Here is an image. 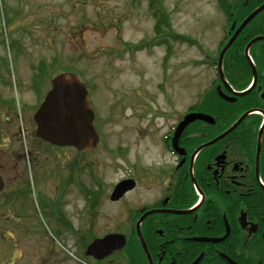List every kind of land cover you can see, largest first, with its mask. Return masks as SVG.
<instances>
[{
	"label": "rangeland",
	"instance_id": "1",
	"mask_svg": "<svg viewBox=\"0 0 264 264\" xmlns=\"http://www.w3.org/2000/svg\"><path fill=\"white\" fill-rule=\"evenodd\" d=\"M235 1L0 0V117L6 109L19 110L21 118L9 113V133L21 134L33 157L48 156L57 174L47 184L35 179L38 198L24 203V229L31 227L41 241L53 235L38 188L62 189L71 180L66 201L74 223L81 224L89 211V221L99 226L114 213L117 204L111 206L109 197L118 182L147 179L117 205L121 211L149 190V161L158 156L155 143L149 153V141L161 139L217 76L204 61L218 58L229 32L225 12ZM66 72L87 83L95 111L100 142L84 155L36 145L34 113L51 79ZM14 97L17 106L11 108ZM0 162L7 165L6 159ZM131 213L122 216V227ZM23 248L0 235V264H17L12 256ZM18 258L29 264L31 257Z\"/></svg>",
	"mask_w": 264,
	"mask_h": 264
},
{
	"label": "flooded vegetation",
	"instance_id": "2",
	"mask_svg": "<svg viewBox=\"0 0 264 264\" xmlns=\"http://www.w3.org/2000/svg\"><path fill=\"white\" fill-rule=\"evenodd\" d=\"M251 54L257 77L254 81L250 66L244 77L243 90L251 88L246 96L221 107L212 98L208 107L202 104L189 111L213 116L212 111L219 109L227 120L239 111L236 120L230 125L197 120L186 127L176 145L179 117L170 128L166 126L161 139L149 141V153L154 143L158 148V156L149 161V190L144 189L122 211L123 205H117L147 179L134 177L133 190L117 201L109 197L111 206L117 204L108 217L109 224L94 225L89 221V211L81 224L74 223L66 201L72 194L71 180L62 189L38 188L53 228V235L45 241L31 227L23 228L27 214L24 203L33 201L35 195L38 198L36 189L30 194L26 187L27 165L31 168L27 163H33L39 171L35 179L38 177L44 184L57 174L51 171L48 156L42 161L33 157L29 143L24 147L21 134L15 130L9 133L14 125L9 113L14 111L6 109L3 119L0 117V145H4L0 147V158L7 160V165L0 162L4 182L0 191V235L24 247L18 249L17 257L12 256L17 258L16 263L24 254L31 257L29 264H264V42L253 46ZM221 90L231 96L225 87L221 86ZM18 113L19 110L14 113L15 119L22 117ZM243 114L247 117L235 130L214 142ZM149 126H153L150 121ZM39 142L46 151L74 152L73 148H59L41 139L36 145ZM82 196L89 198L85 191ZM130 211L122 227V216ZM107 236H122L123 247L103 258L87 254L90 244Z\"/></svg>",
	"mask_w": 264,
	"mask_h": 264
},
{
	"label": "water",
	"instance_id": "3",
	"mask_svg": "<svg viewBox=\"0 0 264 264\" xmlns=\"http://www.w3.org/2000/svg\"><path fill=\"white\" fill-rule=\"evenodd\" d=\"M263 10L264 4L255 9L237 28L232 38L222 50L219 59V73L224 82L226 81L222 73V61L226 51L242 30ZM262 39L264 37H257L252 40L246 48V54L252 44ZM221 95L230 101L234 100L223 94ZM246 116V114L243 115L229 130L220 135L215 141L222 139L234 130ZM34 119L37 124V136L54 145L74 147L79 151H87L94 149L99 143V135L94 125L95 116L89 103L86 85L73 73L60 74L53 78L52 89L39 110L35 113ZM198 119L214 123L213 118L203 114L187 115L177 130L174 140L175 145L184 128ZM134 187L135 182L133 180L122 181L115 187L111 199L113 201L119 200ZM138 234L140 239H142L140 231H138ZM122 240V236H107L104 239H97L89 246L87 254H93L98 258H103L110 254L112 250L122 248L124 245V243H121ZM120 243L121 245L117 246Z\"/></svg>",
	"mask_w": 264,
	"mask_h": 264
},
{
	"label": "trees",
	"instance_id": "4",
	"mask_svg": "<svg viewBox=\"0 0 264 264\" xmlns=\"http://www.w3.org/2000/svg\"><path fill=\"white\" fill-rule=\"evenodd\" d=\"M264 0H236L234 2V5L232 6V9L230 7V10H227L226 15L229 22V26L232 23H235L236 25L239 24L244 20V18L253 11L257 6H259ZM231 32V31H230ZM264 33V12L256 17L240 34V36L234 41L231 48L227 52L225 58H224V65H225V74L228 78V80L237 88L243 89L245 88V76H248L249 74V67L246 63L245 56H244V48L249 40L256 37L258 34ZM229 37V36H228ZM260 43L254 46L256 48L259 46ZM223 47V46H222ZM217 61V59H216ZM234 63V64H233ZM206 101L203 103V106H209L212 102V98L216 100V104L218 107H221V105H229L228 103L221 100L217 93L214 91L212 94H206ZM239 102V101H238ZM236 104L235 103L232 107L233 112L236 111ZM197 108H199V104L197 105ZM213 113H211L215 118L218 120V124H223L225 122H228L230 125L233 121L236 120L237 116L240 114L238 111L236 114H233V118L222 116L221 111L213 110Z\"/></svg>",
	"mask_w": 264,
	"mask_h": 264
}]
</instances>
